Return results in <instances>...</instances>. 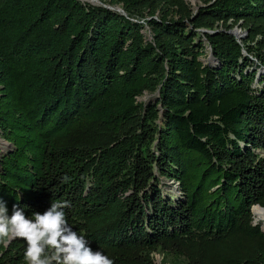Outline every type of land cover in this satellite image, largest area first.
I'll list each match as a JSON object with an SVG mask.
<instances>
[{"label": "trees", "instance_id": "1", "mask_svg": "<svg viewBox=\"0 0 264 264\" xmlns=\"http://www.w3.org/2000/svg\"><path fill=\"white\" fill-rule=\"evenodd\" d=\"M99 1L0 0L9 214L68 201L69 224L114 264H156L155 252L171 264H264L252 212L264 207V0L142 21L184 1ZM117 2L124 12L105 5ZM229 19L253 23L261 43L239 39ZM144 92L155 99L138 101ZM156 171L177 182L175 196ZM12 247L24 256L25 241Z\"/></svg>", "mask_w": 264, "mask_h": 264}, {"label": "clouds", "instance_id": "2", "mask_svg": "<svg viewBox=\"0 0 264 264\" xmlns=\"http://www.w3.org/2000/svg\"><path fill=\"white\" fill-rule=\"evenodd\" d=\"M70 202L54 200L43 213L31 216L19 205L11 214L0 198V244L5 247L13 240L26 243L27 264H114L102 250H93L89 240L69 224L65 209Z\"/></svg>", "mask_w": 264, "mask_h": 264}, {"label": "rangeland", "instance_id": "3", "mask_svg": "<svg viewBox=\"0 0 264 264\" xmlns=\"http://www.w3.org/2000/svg\"><path fill=\"white\" fill-rule=\"evenodd\" d=\"M83 3H90V4H95L92 1L89 0H80ZM184 1V6L183 7H177L174 5H170L168 3H161L160 5L156 6V9L154 11H150L149 8L144 10V14L145 16H143L141 18V21L143 19H145L146 17H150L153 16L154 18H158L162 13H166L167 14V18H173V19H177L180 18L181 16H185V14L188 11H192L194 12L197 7L199 5H202L204 3V1L206 0H183ZM212 1V0H210ZM108 7L115 9L117 11L122 10V4L121 3H112V4H105ZM123 11V10H122ZM124 12V11H123ZM230 24V30L233 33H236V35L239 37V39L243 38L245 40L251 41L253 44H258L261 43L259 41H261L263 38L261 37V33L256 32L254 33L253 30H251V26H253L251 23V25L249 24L250 22H244V21H232L231 19L228 20V22ZM218 25L221 26H225V24H223L222 21H220L218 23ZM259 29H264V21L262 23H260V25H258ZM143 33L145 35V37L148 40H152L153 34H152V30L151 28L148 26V24L144 23V27H143ZM258 40V41H257ZM207 52L204 56H202L201 58L204 59V61H207ZM255 61V60H254ZM252 66L255 67V64L252 63ZM156 94L155 93H150V92H144L142 95L137 97L138 101H143V102H148L151 101L153 99H155ZM13 149V146L2 136L1 132H0V155L3 153H6L10 150ZM156 174L160 180V187L162 189V191L164 193L169 194L170 196H175L174 192L172 190L173 187L175 186V184L177 183L174 179L171 178H167L161 174L158 173V171H156ZM253 212V211H252ZM254 216V222H259L262 223L261 220H258L257 217L255 216V214L253 213ZM262 225H264L262 223ZM16 240H20V239H16ZM16 240H13L11 243L8 244L7 247H5L3 244H0V264H19L20 261L24 262V264H27V262L24 259V256L22 255H18L15 250L12 247V243L15 242ZM154 256V260L156 262V264H171L172 262H174L173 258L171 255L168 256H164L162 255V253L160 252H155L153 254Z\"/></svg>", "mask_w": 264, "mask_h": 264}, {"label": "bare ground", "instance_id": "4", "mask_svg": "<svg viewBox=\"0 0 264 264\" xmlns=\"http://www.w3.org/2000/svg\"><path fill=\"white\" fill-rule=\"evenodd\" d=\"M92 1L95 4H101V2L99 0H89ZM123 10V9H122ZM120 10V11H122ZM253 208V207H252ZM253 213L255 214V216L257 217L258 220H261L262 223L264 224V208L260 207V206H255L253 208ZM264 226V225H263Z\"/></svg>", "mask_w": 264, "mask_h": 264}, {"label": "water", "instance_id": "5", "mask_svg": "<svg viewBox=\"0 0 264 264\" xmlns=\"http://www.w3.org/2000/svg\"><path fill=\"white\" fill-rule=\"evenodd\" d=\"M214 31V30H213ZM232 32V31H231ZM233 33V32H232ZM236 35V33H234ZM237 36V35H236ZM238 37V36H237ZM239 38V37H238ZM259 205V204H257ZM253 206V205H252ZM260 207L264 208L263 206L259 205ZM251 210H252V207H251Z\"/></svg>", "mask_w": 264, "mask_h": 264}]
</instances>
